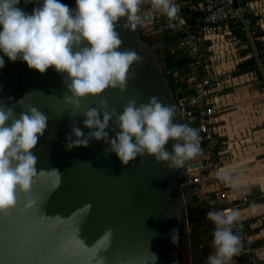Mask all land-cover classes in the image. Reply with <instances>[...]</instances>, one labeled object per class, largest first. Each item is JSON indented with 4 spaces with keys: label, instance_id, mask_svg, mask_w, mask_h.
<instances>
[{
    "label": "water",
    "instance_id": "water-1",
    "mask_svg": "<svg viewBox=\"0 0 264 264\" xmlns=\"http://www.w3.org/2000/svg\"><path fill=\"white\" fill-rule=\"evenodd\" d=\"M62 2L74 7V0ZM232 3L237 9L238 0ZM37 6L38 0H20L17 5L29 13ZM143 10L145 7L140 5L137 15L141 19L135 29L120 27L126 17L117 21L121 49L136 50L143 57L142 63L130 66L125 91L105 89L97 96H86L80 100L79 108L64 102L68 95L66 86L52 66L38 73L19 59L10 62L4 57L0 100L6 107H13L17 116L36 107L47 116V127L29 150L37 158V174L30 189L17 190L16 205L0 213V264H94L97 251L98 256L105 258V264H153L151 253L156 256L155 264H179L180 228L187 202L180 182L193 168L189 161L181 169L169 170L145 154L121 165L114 153L107 152L103 140H91L87 147L71 150L65 147L73 124L83 133L90 131L83 125L81 113L98 107L100 100L107 101L109 110L115 108L119 113L133 96L137 103H147L156 96L164 104L175 105L173 122H181L180 105L186 92L175 94L173 87L179 86L178 77L186 70L177 71L170 83L156 45L144 38L151 26H141V21H150L147 12L139 15ZM242 20L264 84L263 67L244 17ZM117 130L110 120L106 129L109 137ZM173 143L170 139L165 147L171 150ZM109 228L112 237L104 249L103 233ZM173 229L176 243L171 241Z\"/></svg>",
    "mask_w": 264,
    "mask_h": 264
},
{
    "label": "clouds",
    "instance_id": "clouds-1",
    "mask_svg": "<svg viewBox=\"0 0 264 264\" xmlns=\"http://www.w3.org/2000/svg\"><path fill=\"white\" fill-rule=\"evenodd\" d=\"M142 2L74 0V7H69L62 0H38V6L29 13L17 7L20 0H0V68L4 67L5 56L10 62L19 59L38 73H44L52 66L66 86L68 95L64 102L72 108H79L82 98L97 96L105 89L124 92L131 75L130 66L142 63L143 57L136 50L121 49L117 21L126 17L120 27L135 29L136 22L141 19L137 13ZM151 7L169 18L179 11L172 0H151ZM156 45L157 48L161 46L160 43ZM171 45L173 47L175 42ZM184 75L179 76V82ZM175 112V105L164 104L156 96H151L147 103H137L133 96L119 113L115 108L109 110L107 101L100 100L98 107H89L81 113L82 123L90 131L83 133L73 124L71 133L65 138V147L71 150L87 147L91 140H103L107 152L114 153L121 165L147 154L167 169L178 170L201 152V138L196 128L173 122ZM110 120L118 129L112 137L106 131ZM46 127L47 116L36 107H29L17 116L13 107H6L0 100V213H6L16 205L17 190L27 192L30 189L37 174L34 167L37 158L29 150L36 145ZM170 139L174 143L168 150L165 145ZM50 171L59 175L55 169ZM218 175L221 180H230L233 190L239 188V181L232 180L227 172ZM256 207L250 205V210L255 212ZM239 216L238 209L207 212L206 218L214 225V251L207 256V264H230L239 254L241 238L232 230ZM111 237L112 230L105 229L104 249ZM171 241L176 243L175 229ZM97 252L94 264H105V258ZM151 256L155 264L156 256L153 253Z\"/></svg>",
    "mask_w": 264,
    "mask_h": 264
},
{
    "label": "crops",
    "instance_id": "crops-1",
    "mask_svg": "<svg viewBox=\"0 0 264 264\" xmlns=\"http://www.w3.org/2000/svg\"><path fill=\"white\" fill-rule=\"evenodd\" d=\"M191 2L196 8L202 5L201 0ZM238 3L240 4V0ZM141 6H144L145 10L139 15L147 12L150 17V21L141 22V26H148L153 20H163L166 17L151 7V0H143ZM247 9L249 13L258 16L256 23L260 25L258 31L264 34V0L250 1ZM191 13L187 8L183 11L185 18L192 16ZM234 30L237 29L233 25L207 26L203 36L205 40L201 48L208 52V61L212 66L208 75L214 83V88H210L209 100L215 109L217 129L223 144L218 154L217 165L211 171V180L195 186L193 194L197 201L208 206L209 210H216L222 205H228V209L231 207L238 209L240 212L238 221L248 230L257 256L264 260V115H262L264 98L258 100L261 93L249 89L254 74H238L236 71L239 61L250 57L243 54L245 44H248L250 50L251 47L249 41L244 42ZM256 41L264 46V35L256 37ZM234 50L238 53V62L233 61L237 58ZM225 172L232 180L239 181L237 190L230 187V180L224 181L219 178L218 174ZM222 192L225 193L224 199L220 198ZM253 204L257 206L255 212L250 210V205ZM199 216L197 214L195 217ZM206 223L205 231L195 235L198 247H205L203 256L205 264L207 256L214 251L212 246L214 225L211 221ZM188 255L187 264L203 263L200 257L194 261L191 246ZM230 264H234L233 259Z\"/></svg>",
    "mask_w": 264,
    "mask_h": 264
},
{
    "label": "built area",
    "instance_id": "built-area-1",
    "mask_svg": "<svg viewBox=\"0 0 264 264\" xmlns=\"http://www.w3.org/2000/svg\"><path fill=\"white\" fill-rule=\"evenodd\" d=\"M172 2L179 7L177 15L173 18L166 16L163 20H153L150 26L152 34L162 32L183 34V37L176 40L175 45L169 50L171 53L182 52L186 59V72L181 79L180 91V93L186 92V98H182L184 103L180 105V123H187L196 128L201 138V152L196 156L197 160L193 168L183 175L180 182L181 188H189L211 180V171L217 165L218 154L223 144L217 129L215 109L209 100L210 88H214V83L208 75L212 67L211 62L208 61V52L201 48L205 40L203 36L207 26H238L240 24L244 30L242 17L247 10L245 11L239 3L238 8L235 9L232 0H201L202 5L197 8L191 1L172 0ZM186 8L195 17L193 26L183 15ZM244 21L249 28L250 20L244 18ZM220 196L224 199L225 193L222 192ZM232 230L241 238V250L234 259H243L246 264H264V260L257 256L250 234L244 225L237 220Z\"/></svg>",
    "mask_w": 264,
    "mask_h": 264
},
{
    "label": "trees",
    "instance_id": "trees-1",
    "mask_svg": "<svg viewBox=\"0 0 264 264\" xmlns=\"http://www.w3.org/2000/svg\"><path fill=\"white\" fill-rule=\"evenodd\" d=\"M186 1H193V0H186ZM249 3V0H240V6L242 8L245 9V11L247 9V4ZM245 12L244 14V18H246L247 20H250L251 25L249 26V33L250 35L252 34V39H253V44L256 48V51L258 53V57L261 60V56H260V51L262 50V46L259 44L258 41H256V37L258 36H263V32H259V31H255L254 33H252V29L256 27V23L258 21V16H254L252 13L249 12ZM187 12V11H186ZM194 15V13H193ZM188 20V22L193 26L194 25V16H188L186 18ZM234 28H236L237 30H234L235 32H238V35L240 36V38L244 41L247 42V37H246V33L242 28V25H238V26H234ZM183 37V34L181 32H175V33H171V32H162L157 36H151V40H147L149 42L150 45L153 44H158L159 42H164V44L167 45H171L173 44L176 40H178L179 38ZM155 38V39H154ZM156 53L158 55V58L162 64L163 67H168L169 72H177L180 71L181 69L185 68V63H186V59L185 56H183L184 54H182V52L180 51H175L174 53H171L167 48L160 46L156 49ZM245 54V53H243ZM246 54H249V52H247ZM264 63V62H262ZM261 63V65H262ZM246 70H254V72H256L257 77L259 78V80H261V76L257 67V64L255 62V58L254 56L251 54L250 57L247 60L241 61L236 65V71L237 73H243ZM264 70V69H263ZM197 160V157H194L192 159H190V165H194L195 161ZM202 161V160H201ZM195 186H191L190 190H192ZM202 203H199L197 201V198L195 196H191L189 197V199L187 200L185 206H184V213H183V217H185V213L187 214L186 218L187 221L189 223V225L191 226V229H194V232L192 233V237H194L196 234H201L205 231V226H206V222H208L209 220L206 217H202L201 215L197 218H194V215H197L198 213H200V207H201ZM233 206L234 204L231 203ZM230 204V206H232ZM226 206L222 205L219 206L218 209L216 210H222L225 209ZM214 210V209H213ZM199 228V229H197ZM234 260V264H246L243 259H234V257L232 258Z\"/></svg>",
    "mask_w": 264,
    "mask_h": 264
},
{
    "label": "rangeland",
    "instance_id": "rangeland-1",
    "mask_svg": "<svg viewBox=\"0 0 264 264\" xmlns=\"http://www.w3.org/2000/svg\"><path fill=\"white\" fill-rule=\"evenodd\" d=\"M250 1H254V0H249V2ZM259 26H260L259 24H256V27L252 29L253 30L252 33H254L255 31H258V29H260ZM147 34H148V36L153 35L151 33V31H150V33H147ZM153 36L155 37L156 35H153ZM251 37H252V34H251ZM159 43L160 44H164V42H159ZM261 44H262V42H261ZM165 45H167V44H165ZM261 46H262V50L259 53H260V56L262 58L261 59V63H262V62H264V46H263V44ZM163 47H165V46H163ZM165 48L169 49L170 47H165ZM236 49H238V48L236 47ZM243 50H244L245 54L247 52H249V54H248L249 56L252 54L251 50L249 49L248 44L247 45L245 44V47H244ZM234 51L237 54V58L234 59L233 61L234 62H238L239 61L238 53H237L236 50H234ZM244 60H247V59L243 58V61ZM239 62H241V61H239ZM262 66H263V69H264V63H262ZM243 73H251V74L255 75V77L253 79V83H251V86L249 87V89L256 90V91H259V93H261L260 96L257 98L258 100L261 99V97L264 98V84H263L262 80H259V78L256 77L257 76L256 72H254V70H251V71L250 70H246ZM263 102H264V100H263ZM262 115H264V110L262 112ZM182 190H183L184 197H185L186 201L189 199V197L195 196V194H193V189L190 190V187L189 188L188 187L182 188ZM220 198H222V197L220 196ZM224 206H226V205H224ZM226 209H228V205L226 206ZM230 209H232V207ZM208 211H209L208 206H205L204 204H201L200 213H198V215H201L202 217L203 216L206 217V214H207ZM184 216L185 217H183L182 221H181L180 237H179V251H180L179 264H187V258L189 257L188 251H189V247L190 246L192 248V255H193L194 261L196 262V259L198 257H200L202 262L205 264V260L203 258L204 253H205V247H201V248L198 247L197 241H196L197 237L196 236L192 237L191 226L189 225V223L187 221V218H186L187 214L185 213ZM195 216L196 215H194L193 217L196 218ZM203 263H201V264H203Z\"/></svg>",
    "mask_w": 264,
    "mask_h": 264
},
{
    "label": "flooded vegetation",
    "instance_id": "flooded-vegetation-1",
    "mask_svg": "<svg viewBox=\"0 0 264 264\" xmlns=\"http://www.w3.org/2000/svg\"><path fill=\"white\" fill-rule=\"evenodd\" d=\"M144 38H146L147 40H151V36H148L147 34H144ZM153 45H156V44H153ZM156 49H157V45H156ZM163 68H164V71H165L170 83L172 84L174 82V80H175L174 74L176 72H172L171 73V72H169L168 67H163ZM178 79H179V77H178ZM181 87H182V84H181V82H179V86L178 87H173L174 93L175 94L180 93Z\"/></svg>",
    "mask_w": 264,
    "mask_h": 264
},
{
    "label": "bare ground",
    "instance_id": "bare-ground-1",
    "mask_svg": "<svg viewBox=\"0 0 264 264\" xmlns=\"http://www.w3.org/2000/svg\"><path fill=\"white\" fill-rule=\"evenodd\" d=\"M148 16H149V15H148ZM144 21H145V22H144ZM144 21H143V22L146 23V21H148V20H144Z\"/></svg>",
    "mask_w": 264,
    "mask_h": 264
}]
</instances>
